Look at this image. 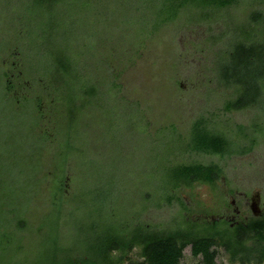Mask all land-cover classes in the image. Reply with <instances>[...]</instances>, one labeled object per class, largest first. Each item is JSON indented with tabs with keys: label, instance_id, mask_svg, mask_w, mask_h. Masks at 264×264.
<instances>
[{
	"label": "rangeland",
	"instance_id": "1",
	"mask_svg": "<svg viewBox=\"0 0 264 264\" xmlns=\"http://www.w3.org/2000/svg\"><path fill=\"white\" fill-rule=\"evenodd\" d=\"M46 8L0 0V236L11 231L18 240L5 262L42 264L55 185L65 200L57 236L72 250L88 249L92 224L108 211L133 230L143 222L189 234L186 241L230 214L234 199L264 209V81L258 104L228 111L252 73L243 70L241 83L230 86L219 69L232 42L264 30V20H252L264 19V3H243L220 22H202L195 8L174 16L167 0H69ZM71 62L81 84L65 71ZM3 75L7 88L11 79L16 85L10 101ZM85 91L97 99L78 111ZM203 115L233 136L245 130L254 150L225 159L186 155L220 163L224 177L216 186L173 191L177 199L168 202L172 164L183 162ZM12 211L28 223L25 234ZM129 257L145 260L143 247ZM182 264H201L192 245Z\"/></svg>",
	"mask_w": 264,
	"mask_h": 264
},
{
	"label": "trees",
	"instance_id": "2",
	"mask_svg": "<svg viewBox=\"0 0 264 264\" xmlns=\"http://www.w3.org/2000/svg\"><path fill=\"white\" fill-rule=\"evenodd\" d=\"M68 1L36 0L39 6H48L46 9L52 11V7L61 8ZM250 1L264 3V0H167V3L177 9L174 16L179 14L178 11L195 8L202 13V22H213L215 19L220 22V19L223 20L225 18L221 16L229 12V10L238 8L243 3ZM49 3L53 4L48 5ZM262 16L260 13L256 18L252 17L253 22L256 21L260 24L264 20ZM260 35L264 37V30H262ZM260 35H256V37L241 35L238 38V42L234 41L231 43L233 48L223 53L226 58L222 63H219V69L223 71L222 74L227 79V85L233 86L235 83H241L237 79L243 70L249 71L250 74L252 73L247 85L242 83L245 85L246 90L238 91L239 97L235 102L229 103L228 111L232 109L242 110L258 104L259 95H261V89H258V86L261 81H264V39L260 42L261 45L253 42V39L260 37ZM70 64L71 66L65 69L66 73L71 75L75 84L77 83L76 85L81 84V74L72 62ZM4 78L3 75V82ZM5 88V97L10 101L11 94L16 88L12 79L8 82V88L7 83H5ZM96 99L94 93L85 91V103L82 104V101L78 99L75 106L78 111H82ZM26 100L27 102L30 101L29 98H26ZM58 102L60 101L58 100ZM206 119L208 118L203 115L195 120L191 130L192 142H188L186 146L183 162H172L173 180L169 184L168 202H173L174 199H177L172 194L173 191H180L183 188H194L196 184L216 186L217 182L224 177L225 170L220 163H205L202 159L189 161L185 160L186 155L191 157L195 155L213 156L225 159L246 156L254 150L255 143L248 144L244 140L245 130H235L233 131V136L218 129L214 123L208 122ZM174 129L177 131L176 127ZM245 137L249 138L247 135ZM59 192H62V188H57L55 185L50 204L54 213L52 218L50 217L48 226L51 235L48 236L46 243L47 252L41 257L42 264H182L188 245H192V255L196 259H200L201 264H216V255L213 252V243L216 239L214 234L215 226L212 223L204 225V235L193 240L183 241L190 238L189 234L184 237L182 231L169 232L167 230H158V228L153 229L143 222L137 223L138 229L133 230L130 225H125L117 220V216H114L109 211L101 216L100 221L92 224V235L88 238L87 243L88 249L86 248V251H82L79 248L72 250L71 247L62 244L57 236L65 205L64 199H58ZM184 206L185 210H187L186 205ZM15 213V211L11 212L14 215L12 218L14 226L25 234L28 223L16 216ZM10 232L4 231L0 236V264H8L3 260L4 253L11 244H15L18 241ZM138 247H143L144 249L145 260L143 261H134L129 257Z\"/></svg>",
	"mask_w": 264,
	"mask_h": 264
},
{
	"label": "flooded vegetation",
	"instance_id": "3",
	"mask_svg": "<svg viewBox=\"0 0 264 264\" xmlns=\"http://www.w3.org/2000/svg\"><path fill=\"white\" fill-rule=\"evenodd\" d=\"M249 201L244 204L234 199L230 214L212 221L216 264H264V209Z\"/></svg>",
	"mask_w": 264,
	"mask_h": 264
}]
</instances>
